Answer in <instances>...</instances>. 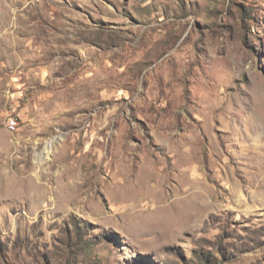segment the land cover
<instances>
[{"label": "rangeland", "instance_id": "obj_1", "mask_svg": "<svg viewBox=\"0 0 264 264\" xmlns=\"http://www.w3.org/2000/svg\"><path fill=\"white\" fill-rule=\"evenodd\" d=\"M0 264H264V0H0Z\"/></svg>", "mask_w": 264, "mask_h": 264}, {"label": "built area", "instance_id": "obj_2", "mask_svg": "<svg viewBox=\"0 0 264 264\" xmlns=\"http://www.w3.org/2000/svg\"><path fill=\"white\" fill-rule=\"evenodd\" d=\"M15 124H16V122H15L14 119H10V120L8 121V126H9L10 128H14Z\"/></svg>", "mask_w": 264, "mask_h": 264}]
</instances>
